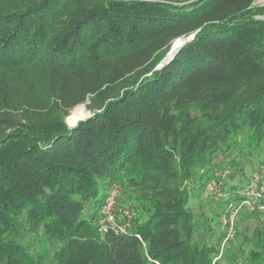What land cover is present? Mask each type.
Here are the masks:
<instances>
[{"label": "trees", "instance_id": "1", "mask_svg": "<svg viewBox=\"0 0 264 264\" xmlns=\"http://www.w3.org/2000/svg\"><path fill=\"white\" fill-rule=\"evenodd\" d=\"M252 2L0 0V264L222 263L224 232L194 237L187 182L237 133L264 141ZM80 104L91 115L69 127ZM113 184L138 212L125 232H99ZM38 234L51 244L34 247ZM247 239L264 264V226Z\"/></svg>", "mask_w": 264, "mask_h": 264}, {"label": "rangeland", "instance_id": "2", "mask_svg": "<svg viewBox=\"0 0 264 264\" xmlns=\"http://www.w3.org/2000/svg\"><path fill=\"white\" fill-rule=\"evenodd\" d=\"M90 115L91 112L86 108V105L80 104L69 111L65 120L66 123L73 124ZM235 141L230 144H233L230 149L226 150L223 146L222 149L213 154L210 167H205L203 170H196L194 178L187 182L189 191L188 206L194 216L196 224L194 237L198 242H214L217 236L224 232L223 228L219 225V215L225 205V195L231 189V186H244L246 179L251 175L252 171L264 163V141L259 142L257 146L247 143L245 135L241 132L236 134ZM226 168H230L232 174L223 182V196L217 197L210 194L201 183L205 181L207 175L213 177L212 175L215 171ZM200 175H202V182L198 179ZM113 185L118 186L120 189V202L122 206L130 207L122 200L124 189L119 184ZM135 211L134 219L138 210L136 209ZM263 226L264 220L258 212H251L247 207L240 209L236 217L235 227L237 244L235 247L229 246L232 240L222 244V249L224 247L226 250L223 252L222 261L227 264L230 261L228 260L230 256L237 258L235 263L230 264H252V261L247 258V255L254 246L249 243L247 237L252 235L254 229H260ZM41 237L45 243L51 244L46 236L38 234L34 237L36 241L34 247H40ZM228 246L230 247L229 250L226 248Z\"/></svg>", "mask_w": 264, "mask_h": 264}, {"label": "built area", "instance_id": "3", "mask_svg": "<svg viewBox=\"0 0 264 264\" xmlns=\"http://www.w3.org/2000/svg\"><path fill=\"white\" fill-rule=\"evenodd\" d=\"M252 4L264 8V0H253ZM257 18L264 19V13L258 15ZM231 174L230 168L215 171L213 177L204 183V188L214 196H223V182ZM239 191L240 193L231 190V193L225 195V205L219 215V224L224 229V242L235 240L236 217L243 207H247L251 212H258L264 220V163L252 171ZM135 212L134 209L122 206L119 187L111 185L97 213V230L99 232L108 230L125 232L131 227Z\"/></svg>", "mask_w": 264, "mask_h": 264}, {"label": "water", "instance_id": "4", "mask_svg": "<svg viewBox=\"0 0 264 264\" xmlns=\"http://www.w3.org/2000/svg\"><path fill=\"white\" fill-rule=\"evenodd\" d=\"M193 36H194V33L191 34V35H189V36H187V37H179V38L175 39V40L173 41L172 44L178 42V47L176 48L175 51L171 50V47H170V49H169V51L167 52L166 56H165V57L160 61V63L156 66V69L161 68L164 64H166V63H168L170 60H172L173 57L175 56V54L178 52V50H179V49H180V48H181L186 42H188L190 39H192ZM80 120H83V119H80ZM78 121H79V120H78ZM78 121H77V122H78ZM77 122H75V123H73V124H70V123H67V124H68L69 127H72V126L76 125Z\"/></svg>", "mask_w": 264, "mask_h": 264}, {"label": "bare ground", "instance_id": "5", "mask_svg": "<svg viewBox=\"0 0 264 264\" xmlns=\"http://www.w3.org/2000/svg\"><path fill=\"white\" fill-rule=\"evenodd\" d=\"M177 47H178V42L172 44L171 50L175 51ZM78 118H79V117H78ZM78 118H77V119H78ZM71 124H72V123H71Z\"/></svg>", "mask_w": 264, "mask_h": 264}, {"label": "crops", "instance_id": "6", "mask_svg": "<svg viewBox=\"0 0 264 264\" xmlns=\"http://www.w3.org/2000/svg\"><path fill=\"white\" fill-rule=\"evenodd\" d=\"M221 264H225L223 261H222V263Z\"/></svg>", "mask_w": 264, "mask_h": 264}]
</instances>
